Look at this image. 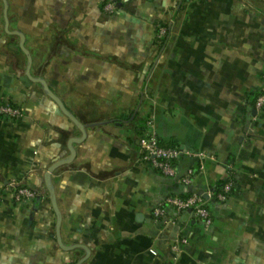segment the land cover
Segmentation results:
<instances>
[{"label":"crops","instance_id":"obj_1","mask_svg":"<svg viewBox=\"0 0 264 264\" xmlns=\"http://www.w3.org/2000/svg\"><path fill=\"white\" fill-rule=\"evenodd\" d=\"M28 54L86 130L51 173L57 208L47 172L83 133ZM263 91L264 0H0V102L24 111L0 117V264H264ZM149 118L163 145L210 155L176 162L191 183L141 159ZM11 180L37 197L15 202ZM194 192L211 224L173 207L155 221Z\"/></svg>","mask_w":264,"mask_h":264},{"label":"built area","instance_id":"obj_2","mask_svg":"<svg viewBox=\"0 0 264 264\" xmlns=\"http://www.w3.org/2000/svg\"><path fill=\"white\" fill-rule=\"evenodd\" d=\"M117 6L115 2H109L104 6V9L108 13H112L116 10ZM166 27L159 26L158 30V40L162 41L166 36ZM255 108L257 113L264 110V91L261 92L255 101ZM24 115V111L20 106L14 105L11 102H0V117H10V118H20ZM139 149L141 152V159L154 168L159 170L166 176L178 177L183 183L189 184L193 180L195 174L194 170L191 168L186 174L178 175L176 162L183 156H188L197 159L201 167L204 161L210 157L206 152H192L189 150H183L179 146H167L163 145L159 139L158 130L155 124L154 118H149L146 120L144 134L139 139ZM233 186V181L228 180L225 182L221 190L215 193V197L219 201H224L227 195L231 192ZM5 188L12 192L13 199L15 202H23L26 200L34 199L37 197L38 193L34 189L21 184L17 180H11L6 184ZM3 205V197L0 195V209ZM168 207H173L178 212L183 210H191L195 217L203 221L206 225L212 223V216L208 208V199H206L202 194L192 193L188 197L179 196H166L160 201H158L154 209V219L155 221H161L166 216V210ZM172 224L174 220L169 221ZM186 238L177 239L172 245V250L176 257L182 252L183 247L187 243ZM153 254H157L155 249L151 250Z\"/></svg>","mask_w":264,"mask_h":264},{"label":"water","instance_id":"obj_3","mask_svg":"<svg viewBox=\"0 0 264 264\" xmlns=\"http://www.w3.org/2000/svg\"><path fill=\"white\" fill-rule=\"evenodd\" d=\"M6 2V0H5ZM8 20H7V28H8ZM24 40L25 38L22 36V43H21V47L22 49L27 52L25 46H24ZM28 57H29V61H30V64H29V69L27 71L28 73V76L36 81V82H39V83H42V85L44 86L45 90L47 91V93L60 105L61 109L63 110V112L68 116L70 117V119L72 121H74L78 126L79 128L81 129L82 133H83V136L81 138H73V139H70L69 142H68V147H69V150H70V156L65 158V159H62V160H59L57 162H55L48 170L47 172V175H46V183H47V186L49 187L50 191H51V198H52V202L55 206V208H57V205H56V200H55V196H54V192H53V188H52V182H51V173L57 169L58 167L62 166V165H65V164H69L71 163L74 158H75V155H76V151L74 149V143H78L80 141H83L86 137V130H85V127L76 119V117L67 109V107L65 106V104L58 98V96L51 90V88L49 87V85L47 84V82L42 79V78H35L32 76L31 72H30V68H31V56L28 54ZM199 194H202L206 199H209V195L207 193H204V192H199ZM190 210V209H189ZM60 225V221H58V226ZM59 239H60V236L58 235ZM61 242V241H60ZM62 244V242H61ZM64 246V245H62Z\"/></svg>","mask_w":264,"mask_h":264},{"label":"trees","instance_id":"obj_4","mask_svg":"<svg viewBox=\"0 0 264 264\" xmlns=\"http://www.w3.org/2000/svg\"><path fill=\"white\" fill-rule=\"evenodd\" d=\"M222 186H223V185H222ZM220 190H221V187H217V188L215 189L216 193L219 192Z\"/></svg>","mask_w":264,"mask_h":264}]
</instances>
